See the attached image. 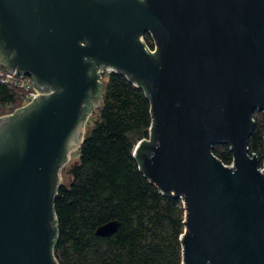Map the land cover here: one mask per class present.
Masks as SVG:
<instances>
[{"label":"water","instance_id":"water-1","mask_svg":"<svg viewBox=\"0 0 264 264\" xmlns=\"http://www.w3.org/2000/svg\"><path fill=\"white\" fill-rule=\"evenodd\" d=\"M0 66L37 92L0 116V264H58L54 197L103 70L148 95L152 140L132 153L182 200V264H264V127L261 165L248 150L254 111L264 120V0H0Z\"/></svg>","mask_w":264,"mask_h":264},{"label":"trees","instance_id":"trees-1","mask_svg":"<svg viewBox=\"0 0 264 264\" xmlns=\"http://www.w3.org/2000/svg\"><path fill=\"white\" fill-rule=\"evenodd\" d=\"M144 38L152 47L150 35ZM98 92L97 116L86 126L77 160L65 169L67 182L54 197L53 255L58 264H182V200L161 193L132 153L138 140H152L148 95L114 72L106 74ZM19 103L20 89L0 82V114ZM253 117L248 150L261 165L263 114L256 110ZM212 153L225 164L232 161L225 143L214 144ZM108 222L115 228L97 234Z\"/></svg>","mask_w":264,"mask_h":264},{"label":"built area","instance_id":"built-area-1","mask_svg":"<svg viewBox=\"0 0 264 264\" xmlns=\"http://www.w3.org/2000/svg\"><path fill=\"white\" fill-rule=\"evenodd\" d=\"M151 40L153 46L150 47L149 45H147V47L151 52H154V42L152 38ZM104 71H107V73L110 72L109 70H103L100 73V79L102 78V73H104ZM0 82L20 89V103L16 106L8 104L6 106L7 110L0 114V116L13 113L17 108H21L27 105L34 98V96L37 95V92L32 84L31 77L16 70L9 72L5 68L0 66Z\"/></svg>","mask_w":264,"mask_h":264},{"label":"rangeland","instance_id":"rangeland-1","mask_svg":"<svg viewBox=\"0 0 264 264\" xmlns=\"http://www.w3.org/2000/svg\"><path fill=\"white\" fill-rule=\"evenodd\" d=\"M106 74H107V71H104V73H102V78L100 79V81L104 82L106 80ZM98 109H99V107H95L88 114V116L85 120V123H84V131H85L86 126L91 124L93 122V120L95 119V117L97 116ZM77 157L78 156H77V149H76V150L71 152L68 162L65 164V166L61 170V183L67 182V176H66L64 171L70 164L76 162Z\"/></svg>","mask_w":264,"mask_h":264},{"label":"flooded vegetation","instance_id":"flooded-vegetation-1","mask_svg":"<svg viewBox=\"0 0 264 264\" xmlns=\"http://www.w3.org/2000/svg\"><path fill=\"white\" fill-rule=\"evenodd\" d=\"M255 112V111H254ZM254 114V113H253ZM253 116V115H252ZM254 118V117H253ZM255 120V119H254Z\"/></svg>","mask_w":264,"mask_h":264}]
</instances>
